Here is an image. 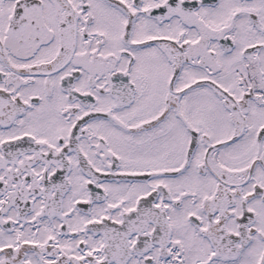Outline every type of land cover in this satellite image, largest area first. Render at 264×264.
<instances>
[{"label": "flooded vegetation", "instance_id": "flooded-vegetation-1", "mask_svg": "<svg viewBox=\"0 0 264 264\" xmlns=\"http://www.w3.org/2000/svg\"><path fill=\"white\" fill-rule=\"evenodd\" d=\"M0 264H264V0H0Z\"/></svg>", "mask_w": 264, "mask_h": 264}]
</instances>
